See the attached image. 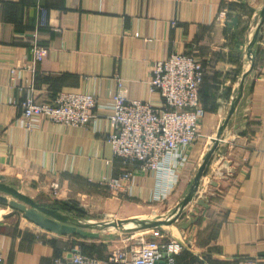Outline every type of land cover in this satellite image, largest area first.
I'll list each match as a JSON object with an SVG mask.
<instances>
[{
  "label": "crops",
  "instance_id": "0c3cea01",
  "mask_svg": "<svg viewBox=\"0 0 264 264\" xmlns=\"http://www.w3.org/2000/svg\"><path fill=\"white\" fill-rule=\"evenodd\" d=\"M263 2L0 0V174L14 183L27 181L30 191L55 183L69 197L95 199V189H101L95 182L121 170L103 122L85 128L41 121L26 129L19 106L25 89L18 88L24 78L32 80L36 98L50 100L59 91L111 96L119 76L127 98L146 101L157 96L149 84L153 63L171 52L193 53L204 67V115L179 183L164 199L149 201L155 179L138 171L129 183L130 197L100 190L102 209L143 216L138 204L150 208L183 196L246 73L195 194L170 227L146 238H165L179 221L189 245L175 264L264 263V21L248 54ZM34 41L47 55L34 74L23 70L18 78ZM24 220L0 219L2 264H52L76 248L74 235Z\"/></svg>",
  "mask_w": 264,
  "mask_h": 264
},
{
  "label": "built area",
  "instance_id": "2783aa9c",
  "mask_svg": "<svg viewBox=\"0 0 264 264\" xmlns=\"http://www.w3.org/2000/svg\"><path fill=\"white\" fill-rule=\"evenodd\" d=\"M47 52V48L34 41L29 58L18 69V78L23 70L34 74L36 63ZM203 78L204 67L193 53L171 52L153 63L149 84L157 94L155 98L146 101L127 98L124 85L116 76V89L111 96L59 91L50 100H39L32 80L25 77L18 87L20 91L25 89L19 106L26 129L37 128L41 121L85 128L102 121L112 156L119 160L121 170L100 178L98 184L111 193L130 197L129 183L139 171L155 179L156 189L149 201H160L176 188L180 169L187 164V150L200 136L204 110L199 91ZM153 236L137 249H118L106 258L73 248L68 255L54 257L52 264H158L161 260L164 264H175V256L184 243Z\"/></svg>",
  "mask_w": 264,
  "mask_h": 264
},
{
  "label": "water",
  "instance_id": "95a60500",
  "mask_svg": "<svg viewBox=\"0 0 264 264\" xmlns=\"http://www.w3.org/2000/svg\"><path fill=\"white\" fill-rule=\"evenodd\" d=\"M264 21V2L260 10L259 22L253 32L252 38L248 43V54L251 56L252 46L255 43L261 24ZM246 73L238 86L236 98L232 102L227 117L219 125L215 137L212 138V144L204 154L202 161L195 172L187 191L182 196L175 208L171 209L167 216L161 217H144L131 216L115 219H91L80 216L66 209L53 207L36 200L26 192L22 191L16 183L11 181L7 176L0 174V204H5L22 213L23 217L34 225L46 231L59 235H75L82 238H97L102 236H111L118 231L131 232L150 228H167L180 216L185 205L195 194L199 185L201 176L206 165L216 148L218 139L226 126L231 113L234 111L238 99L242 93ZM158 264H164L161 260Z\"/></svg>",
  "mask_w": 264,
  "mask_h": 264
},
{
  "label": "rangeland",
  "instance_id": "374dc122",
  "mask_svg": "<svg viewBox=\"0 0 264 264\" xmlns=\"http://www.w3.org/2000/svg\"><path fill=\"white\" fill-rule=\"evenodd\" d=\"M191 180H190V183H191ZM52 183L53 182H51V184ZM95 183L102 190L106 189L105 187L99 185L98 182H95ZM16 185L22 191L34 197L36 200L38 197L41 201H43V203L51 205V206L54 203H63V205H66L67 207H69V210L67 209L68 211L76 213L85 218L101 220V219H108V218L117 219V218L131 217V216H128L126 212L124 211L121 212L117 207L114 213H111V211L109 210L102 209L103 203L101 204V199H100L101 198L100 195H102V192L100 191L101 189L99 190L95 189L94 194L99 195V196H95V199H92L90 196L77 197L76 195L75 196L73 195L69 197V194L66 195V193H64L60 188H58L55 183H53L51 186L53 188L43 189L41 191H36V190L30 191L28 189L29 185L27 184V181L26 182L25 181L16 182ZM203 193L204 191L202 192V194ZM37 194H40V196L39 195L37 196ZM62 195H64L65 198H62L61 197ZM111 195L116 196V197L119 196V194H114V193H112ZM121 196L124 197V195H120V197ZM181 198L182 196L177 197V200H173V199L171 201L168 200L169 202L163 201L161 202L162 204H159V205L156 204V206L151 205L150 208H148L146 205H139V204L137 207L140 208V211L143 212L144 217L163 218V216L165 217V215L170 213L171 209L176 207V205L181 200ZM147 205H150V204H147ZM4 218L5 219L7 218L12 221L17 220V219H22V220L25 219L21 212L14 210L12 207L8 205L0 204V219H4ZM25 222L28 224H32L28 220H26ZM179 226L180 224L178 221V225L171 231V233L166 234V235L164 234V237H165L164 239L165 240H180L184 244L189 245L188 242H186V239H183V235L179 233ZM159 230H160L159 228H150V229L131 231V232L130 231L129 232L118 231L117 233H114L113 235L109 237L100 235L97 238H82L80 236L74 235L71 241L74 243V246H76L78 250H81L82 252H85L89 255L96 256L98 258H105L108 254L118 249H124L126 251L131 250V249H137L139 245L146 239L147 237L146 235H148L149 233H152V234L157 233V231L159 232ZM185 247L186 246L184 245V248L180 251H184L186 249Z\"/></svg>",
  "mask_w": 264,
  "mask_h": 264
},
{
  "label": "trees",
  "instance_id": "16d2710c",
  "mask_svg": "<svg viewBox=\"0 0 264 264\" xmlns=\"http://www.w3.org/2000/svg\"><path fill=\"white\" fill-rule=\"evenodd\" d=\"M203 80H204V78H203ZM203 83V82H202ZM202 85V84H201ZM52 206L53 207H58V208H62V209H68L69 210V207H67L66 205H63V203H54V204H52ZM82 252V251H81ZM85 253V252H84ZM85 254H87V253H85ZM108 256V255H107ZM106 256V257H107ZM105 257V258H106Z\"/></svg>",
  "mask_w": 264,
  "mask_h": 264
}]
</instances>
